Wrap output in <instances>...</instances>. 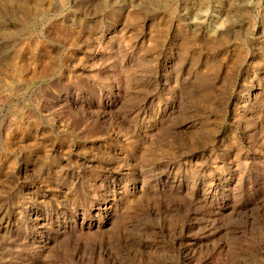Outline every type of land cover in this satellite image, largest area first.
I'll return each mask as SVG.
<instances>
[{
    "label": "rangeland",
    "instance_id": "1",
    "mask_svg": "<svg viewBox=\"0 0 264 264\" xmlns=\"http://www.w3.org/2000/svg\"><path fill=\"white\" fill-rule=\"evenodd\" d=\"M0 264H264V0H0Z\"/></svg>",
    "mask_w": 264,
    "mask_h": 264
},
{
    "label": "bare ground",
    "instance_id": "2",
    "mask_svg": "<svg viewBox=\"0 0 264 264\" xmlns=\"http://www.w3.org/2000/svg\"><path fill=\"white\" fill-rule=\"evenodd\" d=\"M22 75H23V73H22ZM22 75H21V76H22Z\"/></svg>",
    "mask_w": 264,
    "mask_h": 264
}]
</instances>
